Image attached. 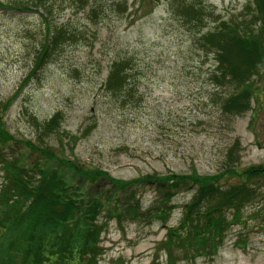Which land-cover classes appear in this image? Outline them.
Segmentation results:
<instances>
[{"label":"rangeland","instance_id":"obj_1","mask_svg":"<svg viewBox=\"0 0 264 264\" xmlns=\"http://www.w3.org/2000/svg\"><path fill=\"white\" fill-rule=\"evenodd\" d=\"M79 1L0 0V130L10 143L37 147L29 152L18 146L19 156L33 154L29 164L38 162L42 170L61 172L69 165L125 182L197 174L237 185L245 181V170L264 166V68L252 81L251 110L224 114L222 102L234 90L213 83L215 56L199 43L223 23L256 32L252 0H196L203 20L196 25L174 12L193 0ZM63 26L76 37L38 66L47 32ZM122 61L129 63V77L112 93L106 89L110 67ZM54 117L56 125L46 126ZM234 144V172L228 173ZM66 174L86 186L74 169ZM249 185L258 198L245 208V223L226 234L216 257L186 254L178 245L173 264H264V211L257 215L264 206L263 176ZM93 189L114 195L107 183ZM163 193L147 185L136 197L146 211L158 208ZM193 194L185 189L174 196L164 222L120 223L102 211L104 254L97 264H166L163 241L168 229L180 225ZM238 240L245 242L241 248Z\"/></svg>","mask_w":264,"mask_h":264},{"label":"trees","instance_id":"obj_2","mask_svg":"<svg viewBox=\"0 0 264 264\" xmlns=\"http://www.w3.org/2000/svg\"><path fill=\"white\" fill-rule=\"evenodd\" d=\"M196 3L193 0L180 7L177 5L174 12L189 25L200 24L203 20L197 15L201 10ZM252 3L259 21L256 32L245 24L223 23L218 30L199 40L200 45L215 56L213 83L234 90L222 102V111L227 115L241 116L251 110L255 96L252 81L264 68V0H252ZM47 34L50 35L43 41L35 62L40 63L38 66L52 59L64 42L76 37L66 26L53 33L49 30ZM129 67L126 61L113 63L106 82L108 91L118 93L126 86ZM56 123L57 117H54L46 126ZM10 141L0 130V264H97L103 251L100 237L105 230V224L98 221L102 211L120 223L123 220L142 222L146 218L164 222L175 207L171 204L172 198L185 189L194 194L183 206L180 225L167 233L163 243L170 254L168 264H173L174 249L178 245L186 254L211 259L224 246L230 229L245 223V208L258 198L249 183L257 177L264 178V166L245 170V181L237 185H222L217 175H170L167 181L163 177H142L125 182L113 180L101 170L87 173L83 168L69 165H64L61 172H54L48 167L40 169L38 162L31 166L29 159L33 154L24 152L19 156L16 152V148L20 149L18 146L33 152L37 148L34 144ZM237 147L234 144L229 150L228 173L234 172L230 162L234 160L233 151ZM42 153L48 154L45 150ZM73 169L78 178L86 181V186L66 174ZM163 181L164 185H160ZM96 183H107L114 195L102 196L93 189ZM147 185L164 193L160 194L158 208L149 207L145 211L136 194ZM263 211L264 206L257 215L261 216ZM261 228L264 230V226ZM244 244L241 240L236 243L240 248Z\"/></svg>","mask_w":264,"mask_h":264}]
</instances>
